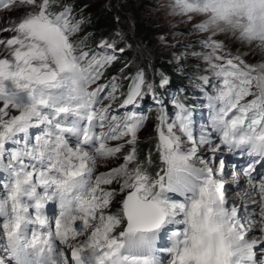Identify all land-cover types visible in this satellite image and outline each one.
Returning a JSON list of instances; mask_svg holds the SVG:
<instances>
[{
	"label": "snow or ice",
	"instance_id": "snow-or-ice-1",
	"mask_svg": "<svg viewBox=\"0 0 264 264\" xmlns=\"http://www.w3.org/2000/svg\"><path fill=\"white\" fill-rule=\"evenodd\" d=\"M172 9L203 34L198 103L127 62L109 76L131 45L81 36L71 0H0L21 13L0 18V264H264V62L222 39L264 49V0Z\"/></svg>",
	"mask_w": 264,
	"mask_h": 264
},
{
	"label": "rangeland",
	"instance_id": "rangeland-1",
	"mask_svg": "<svg viewBox=\"0 0 264 264\" xmlns=\"http://www.w3.org/2000/svg\"><path fill=\"white\" fill-rule=\"evenodd\" d=\"M74 1H81V7L76 10L77 12L82 11L83 17L87 19L98 12L102 7L107 6L110 8L112 6L115 7L116 11H119L118 4L123 0H71L73 5L75 4ZM131 1L133 2L132 5L141 13L147 23L152 25L153 33L144 40L132 37V42H129L123 39V41H121L122 46L131 45V47L126 48V50L129 51L128 55L123 56L122 53L119 54L121 58L120 65L123 66L127 62L130 64L129 68L134 70L141 66L151 69L152 64L158 57L165 65L175 67L172 72L174 84L169 83L167 89L164 90V94L167 92L171 97L173 92H175L174 86L179 85L183 87L186 94L188 93L187 95L185 94L187 100L197 103L201 101L202 96L199 95V90L195 87V84L197 83L196 78L199 75L206 74L202 71L206 69V64L203 60L198 59L196 55H193V53L206 51V49L198 43V41L203 38V34L194 31V25L199 21L196 19L190 21L186 16L174 13L172 9L173 0ZM85 5H87V7H85ZM20 15V12L10 13L9 11L0 10V18L19 17ZM125 17L127 18V22L125 23L131 32L133 28L132 14L130 12H125ZM118 22L120 27L125 24L121 18ZM97 33L98 31L91 29L90 25H87L84 27L81 36L91 34L92 41L98 43L103 37ZM161 37H163V39H161ZM222 39H225V42L233 53L239 52L243 54L247 58L248 63L256 64L264 62V49L259 48L257 43L243 44L230 37H222ZM92 41H90V43L94 47L95 43H92ZM170 97L166 94L165 100L167 101ZM146 112L150 118L153 119L141 133V140L147 139L150 133L154 131V117L158 112L157 105L152 101L149 102ZM169 115H171L170 112ZM104 170H106V165L101 162L98 166V171Z\"/></svg>",
	"mask_w": 264,
	"mask_h": 264
},
{
	"label": "trees",
	"instance_id": "trees-1",
	"mask_svg": "<svg viewBox=\"0 0 264 264\" xmlns=\"http://www.w3.org/2000/svg\"><path fill=\"white\" fill-rule=\"evenodd\" d=\"M74 5L77 8H80L82 3L81 1H74ZM133 2L131 0L127 1H121L118 4L119 11H116L115 7L108 8L102 7L98 12L90 16L89 18L85 19V26L90 25L91 29L98 31L97 34L102 35L101 37H109L112 36L115 32L119 31L124 34V39L128 40L129 42H132V37L139 38L141 40L147 39L151 34L153 33L152 25L147 23V21L142 17L141 13L132 5ZM125 12H130L133 17V28L130 32L128 29V26L125 22ZM116 17L121 18L122 21H124V25L120 27L118 20ZM120 46H122V43L120 42ZM123 56H126L129 54V51L126 50L124 53H122ZM121 60V58H120ZM120 60L110 69L109 75H116L120 68L123 66L120 65ZM140 66V65H139ZM139 67H137L138 69ZM140 68H144L147 72L148 76L151 77L153 80L158 81L159 80V74L163 73L169 78V83L174 84V79L172 77L173 69H175L174 66L171 65H165L164 62L160 61L157 57L155 62L152 64L151 69L145 68L144 66H141ZM136 69V70H137ZM127 72H134V69H127ZM185 96V94H182ZM187 95V94H186ZM149 99H146L145 101H148ZM153 115V114H151ZM142 153L146 154L151 150L153 152V155H155V133L152 131L150 133V136L145 138L144 140H141V143L139 145Z\"/></svg>",
	"mask_w": 264,
	"mask_h": 264
},
{
	"label": "bare ground",
	"instance_id": "bare-ground-1",
	"mask_svg": "<svg viewBox=\"0 0 264 264\" xmlns=\"http://www.w3.org/2000/svg\"><path fill=\"white\" fill-rule=\"evenodd\" d=\"M229 179H232V177H230ZM232 195H233V196H232L231 198H234V197H235V194H234V193H232Z\"/></svg>",
	"mask_w": 264,
	"mask_h": 264
}]
</instances>
